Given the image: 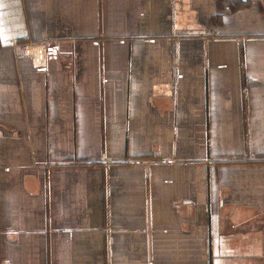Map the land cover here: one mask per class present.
<instances>
[{
	"label": "crops",
	"instance_id": "1",
	"mask_svg": "<svg viewBox=\"0 0 264 264\" xmlns=\"http://www.w3.org/2000/svg\"><path fill=\"white\" fill-rule=\"evenodd\" d=\"M25 2L26 27L0 6V264H264V0Z\"/></svg>",
	"mask_w": 264,
	"mask_h": 264
},
{
	"label": "built area",
	"instance_id": "2",
	"mask_svg": "<svg viewBox=\"0 0 264 264\" xmlns=\"http://www.w3.org/2000/svg\"><path fill=\"white\" fill-rule=\"evenodd\" d=\"M19 1H20V0H9L8 3H7V5H12V6H14L15 4H18ZM3 5H5V3H4L3 0H2V2H0V6H3ZM15 33L17 34L18 31H15ZM15 33H11V34H15ZM5 34H7V33H5ZM5 34H2V35H5ZM16 37H18V36H15V37L13 36L11 39L6 40V43H8V44H12V45H17V41H18V40L16 39ZM32 48H33V49L41 48V53L37 56V55L32 51ZM28 56H29L30 58H32L34 64H35L37 67H39V68H43V67H45V64H46V62H45V48H44L43 45L39 47V45H37V44H33L32 47H26V48L23 50L22 55H20V58L28 57ZM162 162H163V163H167V164H175V163H176V161H174V160H172V159H169V158H164V159L162 160ZM105 163H106L107 165L109 164V162H107V161H105ZM130 163L140 164V163H142V162H140V161H130ZM150 264H153V263L150 262Z\"/></svg>",
	"mask_w": 264,
	"mask_h": 264
},
{
	"label": "rangeland",
	"instance_id": "3",
	"mask_svg": "<svg viewBox=\"0 0 264 264\" xmlns=\"http://www.w3.org/2000/svg\"><path fill=\"white\" fill-rule=\"evenodd\" d=\"M9 0H3V2L5 3V5H7ZM0 2H2V0H0ZM8 10V9H6ZM12 15L13 18L19 19V21L22 22L23 26L25 25V27L27 26V22H28V12H27V7H26V2L25 0H20L18 4H15L13 6V8H11ZM10 14H8L7 16H9ZM34 43H32V41H23L20 44V49H22V51L26 48V47H32ZM19 46V45H18ZM42 45H39V47ZM20 58V56H19ZM24 58V57H23Z\"/></svg>",
	"mask_w": 264,
	"mask_h": 264
},
{
	"label": "bare ground",
	"instance_id": "4",
	"mask_svg": "<svg viewBox=\"0 0 264 264\" xmlns=\"http://www.w3.org/2000/svg\"><path fill=\"white\" fill-rule=\"evenodd\" d=\"M32 51H33V52H37V51H41V49H39V48H38V49H33V48H32Z\"/></svg>",
	"mask_w": 264,
	"mask_h": 264
},
{
	"label": "trees",
	"instance_id": "5",
	"mask_svg": "<svg viewBox=\"0 0 264 264\" xmlns=\"http://www.w3.org/2000/svg\"><path fill=\"white\" fill-rule=\"evenodd\" d=\"M0 47H2V39H1V36H0Z\"/></svg>",
	"mask_w": 264,
	"mask_h": 264
}]
</instances>
